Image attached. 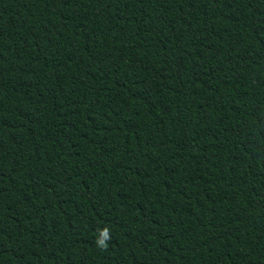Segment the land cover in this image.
I'll list each match as a JSON object with an SVG mask.
<instances>
[{"label": "trees", "instance_id": "trees-1", "mask_svg": "<svg viewBox=\"0 0 264 264\" xmlns=\"http://www.w3.org/2000/svg\"><path fill=\"white\" fill-rule=\"evenodd\" d=\"M0 264H264V0H0Z\"/></svg>", "mask_w": 264, "mask_h": 264}, {"label": "clouds", "instance_id": "clouds-1", "mask_svg": "<svg viewBox=\"0 0 264 264\" xmlns=\"http://www.w3.org/2000/svg\"><path fill=\"white\" fill-rule=\"evenodd\" d=\"M110 239V229L104 228L100 234V238L96 242L97 247H99L101 250H106L108 247L107 241H109Z\"/></svg>", "mask_w": 264, "mask_h": 264}]
</instances>
